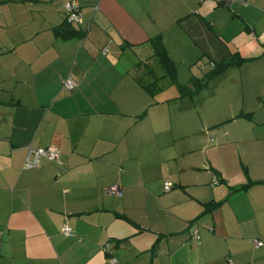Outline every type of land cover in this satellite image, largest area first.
I'll use <instances>...</instances> for the list:
<instances>
[{
	"label": "crops",
	"instance_id": "crops-1",
	"mask_svg": "<svg viewBox=\"0 0 264 264\" xmlns=\"http://www.w3.org/2000/svg\"><path fill=\"white\" fill-rule=\"evenodd\" d=\"M67 1L0 0V264H264V0ZM159 35L182 85L242 59L215 110L141 83Z\"/></svg>",
	"mask_w": 264,
	"mask_h": 264
},
{
	"label": "trees",
	"instance_id": "trees-1",
	"mask_svg": "<svg viewBox=\"0 0 264 264\" xmlns=\"http://www.w3.org/2000/svg\"><path fill=\"white\" fill-rule=\"evenodd\" d=\"M57 33L64 38L72 35H79L78 32L75 33L74 30L68 29L67 26H63L60 30L57 31ZM150 43L152 45L154 52L148 60H145L142 63L138 64L137 70L140 72L142 67L143 66L145 67L144 73H140L142 76L140 77V81L152 95L157 94L160 90L166 88L168 85L177 83L179 87L180 98H185V97L194 98V96L199 95L204 90V88L209 87V84L212 79L225 73L232 66L238 65L242 62V59L235 57L233 55L232 58L223 60L215 64L213 69L205 73L203 78L193 77L190 83L182 85L179 84L177 80L178 79L177 63L174 61L172 56L167 51L163 42V37L161 35L153 37L150 39ZM107 50L108 48L104 50V53H106ZM142 64L143 66H141ZM75 88L76 86L73 89H69V90H74ZM217 178L219 179L220 182V178L219 177ZM251 184L252 182H249L248 184L244 185L243 188H247ZM212 185H216V184H212ZM217 205L218 203L208 202L206 208L207 210H211Z\"/></svg>",
	"mask_w": 264,
	"mask_h": 264
},
{
	"label": "built area",
	"instance_id": "built-area-1",
	"mask_svg": "<svg viewBox=\"0 0 264 264\" xmlns=\"http://www.w3.org/2000/svg\"><path fill=\"white\" fill-rule=\"evenodd\" d=\"M64 8L66 11V19L69 23L72 24H79L82 22V11L80 4L77 0H70L64 4ZM76 86V82L72 77H69L66 80V87L68 89H73ZM59 149L55 146H47V147H39V148H30L28 151V155L26 158V166L27 167H34L39 164V161L42 158H46L48 160H56L59 157ZM219 179L214 177L212 180V184H218ZM172 188V183L170 181H166L164 183V189L166 191ZM109 191L113 194L121 195L122 191L119 189L118 186L113 185L109 188ZM63 232L66 234H71L72 229L68 225L63 226ZM256 246L263 245V241L255 240ZM106 250H109V245L105 246Z\"/></svg>",
	"mask_w": 264,
	"mask_h": 264
},
{
	"label": "rangeland",
	"instance_id": "rangeland-1",
	"mask_svg": "<svg viewBox=\"0 0 264 264\" xmlns=\"http://www.w3.org/2000/svg\"><path fill=\"white\" fill-rule=\"evenodd\" d=\"M211 87L213 88V86L204 88V90L200 94L201 95L200 97L205 98V99L207 98V103L209 105L208 106L209 109L210 110H215L216 109V103H218V102H217V100H215V98H212L209 95L210 92H211ZM239 88H240V85L231 86V87L227 86V87L224 88L225 91L223 92V94H221V97H224V100H227V102H229L231 100H234V99H236V97L238 95H237L236 91L234 93L232 91L234 89L237 90ZM200 97L194 96V98H192V99H193V101H196V100L200 99ZM187 101H188V103H189V101L191 102V100H189V99ZM209 136H210V137H208L209 138V142L210 143H215L214 142V137L211 135V132L209 133Z\"/></svg>",
	"mask_w": 264,
	"mask_h": 264
}]
</instances>
